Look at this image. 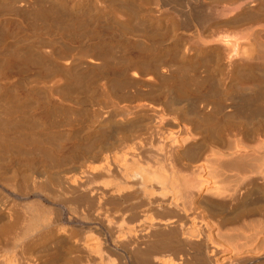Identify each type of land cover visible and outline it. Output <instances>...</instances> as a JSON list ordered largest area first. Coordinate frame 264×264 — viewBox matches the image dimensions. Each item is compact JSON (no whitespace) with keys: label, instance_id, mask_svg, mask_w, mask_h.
<instances>
[{"label":"bare ground","instance_id":"obj_1","mask_svg":"<svg viewBox=\"0 0 264 264\" xmlns=\"http://www.w3.org/2000/svg\"><path fill=\"white\" fill-rule=\"evenodd\" d=\"M0 264H264V0H0Z\"/></svg>","mask_w":264,"mask_h":264},{"label":"rangeland","instance_id":"obj_2","mask_svg":"<svg viewBox=\"0 0 264 264\" xmlns=\"http://www.w3.org/2000/svg\"><path fill=\"white\" fill-rule=\"evenodd\" d=\"M130 96H131V95H129V94L126 96V97H129L128 100L132 98V96H131V97H130ZM124 100H125V101H123L122 103L127 102V103H125V104H127V105H128V102L131 101V100H129V101L127 100V101H126V98H125ZM122 103H121V106H126L125 104H122Z\"/></svg>","mask_w":264,"mask_h":264}]
</instances>
